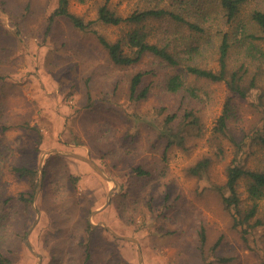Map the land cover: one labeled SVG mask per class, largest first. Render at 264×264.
Instances as JSON below:
<instances>
[{
  "label": "rangeland",
  "instance_id": "374dc122",
  "mask_svg": "<svg viewBox=\"0 0 264 264\" xmlns=\"http://www.w3.org/2000/svg\"><path fill=\"white\" fill-rule=\"evenodd\" d=\"M102 3L123 16L142 5L141 0H68V8L94 20ZM56 5L57 0H0V251L9 264H82L83 242L91 249L86 264H257L262 229H249L245 240L219 186L232 161L262 168L264 149L249 137L238 148L213 132L230 94L225 83L187 76L196 96L167 91L166 78L176 69L153 57L117 66L92 32L60 17L46 32ZM152 23L159 32L175 29ZM92 25L110 41L130 27L97 20ZM180 32L191 40L186 28ZM258 43L264 52V41ZM213 48L214 43L199 62L215 68ZM137 71L145 72L142 86L148 92L132 100L129 79ZM258 78L264 91V74ZM258 91L234 98L239 117L230 129L237 138L250 135L259 119L252 103ZM190 111L199 125L186 123ZM168 116L176 137L167 147ZM73 154L94 162L109 179ZM206 156L208 169L192 175L188 168ZM22 165L36 168V175H18L13 168ZM137 166L148 173L136 175ZM244 187L241 181L242 197ZM30 190L29 209L4 201ZM259 206L264 209V197ZM86 220L96 228L85 231Z\"/></svg>",
  "mask_w": 264,
  "mask_h": 264
},
{
  "label": "trees",
  "instance_id": "16d2710c",
  "mask_svg": "<svg viewBox=\"0 0 264 264\" xmlns=\"http://www.w3.org/2000/svg\"><path fill=\"white\" fill-rule=\"evenodd\" d=\"M141 1V7L125 16L117 14L106 3H102L98 7L96 19L85 21L69 10L68 0H57L56 7L47 17L46 32L52 22L60 17L79 31L92 32L107 52L109 60L117 66L129 67L144 56L153 57L163 65L176 69L165 81L166 90L172 93L185 90L190 95H197L196 87L187 80V76H192L194 80L224 82L230 94L216 118L213 132L228 137L238 144V148L245 141V137H249L254 144L264 149V91L257 83L258 76L264 74V52L258 43V40L264 41V0ZM95 20L114 25L126 23L130 27L122 37L110 41L92 28ZM154 21L173 24L175 29H161L159 32V27L152 23ZM182 27L192 36L191 40H184L185 37L180 32ZM212 43L213 52L216 54L215 68L199 62ZM253 61L257 64L255 67H252ZM144 75V71L131 75L128 85L129 99L141 100L146 97L148 87L142 86ZM257 88L259 91L252 103L259 111V119L250 128V135L243 133L241 138H237L230 129V122L239 117L234 98H246L252 89ZM184 115L188 117L187 124L199 125L198 118L191 111ZM172 116L165 119L167 147L176 137L175 132H169L172 129ZM210 162L209 157H203L191 165L188 171L192 175H201L208 169ZM35 169L25 165L13 168L20 176L36 175ZM134 171L138 176L148 173L141 166H137ZM75 181L76 178L73 182ZM241 181L245 182V197L238 190ZM219 190L224 205L235 210L234 226L243 227V238L248 239L245 234H249V229L259 228L262 229L260 236L264 243V209L260 210L259 206V201L264 197V166L251 168L239 162L228 163L225 167V180ZM33 193L31 190L20 191L16 198L8 196L4 201H12L10 204L14 206L17 201L24 209H29ZM245 201L247 204H244ZM95 228L91 222L85 221V231ZM199 235L202 242L203 228H200ZM218 243L216 241L214 246ZM83 244L82 264H86L91 256V249L85 242ZM9 263L10 258L0 251V264ZM257 264H264V248L262 258Z\"/></svg>",
  "mask_w": 264,
  "mask_h": 264
},
{
  "label": "water",
  "instance_id": "95a60500",
  "mask_svg": "<svg viewBox=\"0 0 264 264\" xmlns=\"http://www.w3.org/2000/svg\"><path fill=\"white\" fill-rule=\"evenodd\" d=\"M73 155L76 156V157H78V158H80V159H82V160L87 161L89 164H91V166H92L93 168H95L100 174H102V175L104 176V174L102 173L101 169H100L96 164H94V162H92L91 160L85 158L84 156L77 155V154H73ZM40 168H41V167H40ZM41 170H42V168L40 169V179H41V177H42V171H41ZM104 177H105V176H104ZM105 178L109 179L108 177H105ZM109 193H110V192H109ZM26 236H27V235H26ZM26 244L28 245V247L30 248V250H31L34 254H37V255L39 256V258H40V255L34 251V249L31 247L29 241L26 240Z\"/></svg>",
  "mask_w": 264,
  "mask_h": 264
},
{
  "label": "crops",
  "instance_id": "0c3cea01",
  "mask_svg": "<svg viewBox=\"0 0 264 264\" xmlns=\"http://www.w3.org/2000/svg\"><path fill=\"white\" fill-rule=\"evenodd\" d=\"M84 161H85V160H84ZM84 161H83V162H84ZM86 163H87V162H86Z\"/></svg>",
  "mask_w": 264,
  "mask_h": 264
}]
</instances>
